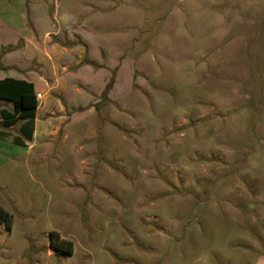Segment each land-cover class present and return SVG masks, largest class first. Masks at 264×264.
I'll return each mask as SVG.
<instances>
[{
	"label": "rangeland",
	"instance_id": "obj_1",
	"mask_svg": "<svg viewBox=\"0 0 264 264\" xmlns=\"http://www.w3.org/2000/svg\"><path fill=\"white\" fill-rule=\"evenodd\" d=\"M57 2L133 82L0 149V264H264V0Z\"/></svg>",
	"mask_w": 264,
	"mask_h": 264
},
{
	"label": "crops",
	"instance_id": "obj_2",
	"mask_svg": "<svg viewBox=\"0 0 264 264\" xmlns=\"http://www.w3.org/2000/svg\"><path fill=\"white\" fill-rule=\"evenodd\" d=\"M101 39L88 35L79 17L57 0H0V80L31 83L34 95H42L31 141L24 140L26 147L12 142L23 139V121L13 126L14 136L13 127L0 122V149L48 146L71 117L70 109L130 91L131 61ZM2 109L12 112L13 105L0 100Z\"/></svg>",
	"mask_w": 264,
	"mask_h": 264
},
{
	"label": "trees",
	"instance_id": "obj_3",
	"mask_svg": "<svg viewBox=\"0 0 264 264\" xmlns=\"http://www.w3.org/2000/svg\"><path fill=\"white\" fill-rule=\"evenodd\" d=\"M0 100L13 105V111L0 110V122L5 127H13L16 123L23 121L20 132L23 136L14 137L13 143L20 147H26L25 141H31L34 129L35 110L38 106L31 83L6 78L0 80ZM0 223L10 228L11 215L0 206ZM50 244L62 254L72 253V243L58 238L57 233L50 234Z\"/></svg>",
	"mask_w": 264,
	"mask_h": 264
},
{
	"label": "built area",
	"instance_id": "obj_4",
	"mask_svg": "<svg viewBox=\"0 0 264 264\" xmlns=\"http://www.w3.org/2000/svg\"><path fill=\"white\" fill-rule=\"evenodd\" d=\"M35 98H36V102H37V104H39L40 101L42 100V95H41V94H37V95L35 96Z\"/></svg>",
	"mask_w": 264,
	"mask_h": 264
}]
</instances>
